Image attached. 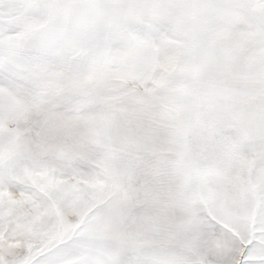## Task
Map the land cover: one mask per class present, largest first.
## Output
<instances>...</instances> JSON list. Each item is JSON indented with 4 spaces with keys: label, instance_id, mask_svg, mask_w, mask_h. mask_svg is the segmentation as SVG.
<instances>
[{
    "label": "snow or ice",
    "instance_id": "snow-or-ice-1",
    "mask_svg": "<svg viewBox=\"0 0 264 264\" xmlns=\"http://www.w3.org/2000/svg\"><path fill=\"white\" fill-rule=\"evenodd\" d=\"M0 264H264V0H0Z\"/></svg>",
    "mask_w": 264,
    "mask_h": 264
}]
</instances>
